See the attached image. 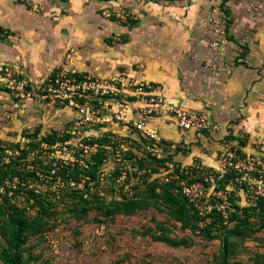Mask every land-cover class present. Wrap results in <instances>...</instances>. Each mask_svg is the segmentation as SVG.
<instances>
[{
    "label": "crops",
    "instance_id": "crops-1",
    "mask_svg": "<svg viewBox=\"0 0 264 264\" xmlns=\"http://www.w3.org/2000/svg\"><path fill=\"white\" fill-rule=\"evenodd\" d=\"M254 1H224L220 52L204 45L213 39L211 0H0V66L25 76L61 68L159 85L163 102L148 120L158 141L143 139L130 123L101 126L95 136H127L130 148L147 141L142 145L170 155L185 172H197L199 163L212 170L225 150L246 151L264 137V12L249 8ZM107 6L136 18H107ZM123 104L132 116L140 105L133 97ZM172 106L204 110L215 127H174Z\"/></svg>",
    "mask_w": 264,
    "mask_h": 264
},
{
    "label": "rangeland",
    "instance_id": "rangeland-1",
    "mask_svg": "<svg viewBox=\"0 0 264 264\" xmlns=\"http://www.w3.org/2000/svg\"><path fill=\"white\" fill-rule=\"evenodd\" d=\"M106 8L111 10L108 6ZM249 8H257L261 15L264 0H257L256 4L254 1ZM49 75L24 76L30 88V97L27 98L16 97L14 92L0 86V162L16 159L14 168L19 173L6 178H18L15 191L7 194V198L15 207L29 208L27 213L30 217L37 216V211L42 208L40 227L26 238L23 245L26 264H220L221 231L213 230L210 236L202 232L203 219H210L206 213L213 205L227 215L231 201L241 206L251 203L257 194L255 190L259 191L256 184L250 182L248 191L232 185L214 189L204 180V171L210 168L194 167L197 176L192 179L197 183V207L204 217L197 220L194 231L171 217L163 204L160 210L150 207L132 215H109L102 201L108 203L138 196L148 181L167 185L175 179L177 166L171 160L166 164H153L152 159H147L150 155L144 156L143 148L124 146V140L121 144H108L101 139L106 158L98 168L96 181L83 185L84 189L77 188L79 193L70 183L49 181L41 164L51 159L52 149L42 139L50 134L64 136L75 119L72 109L43 98L39 87ZM116 137L123 139L122 135ZM136 141L139 143L140 140ZM21 149L27 151V156L18 159ZM96 149L94 146L91 152ZM253 151L254 146L244 150ZM129 152L136 157L143 156L146 159L144 167H139L138 158H130ZM152 153L156 157H167V154L160 155L156 150ZM144 168L149 171H144ZM218 168L219 162L214 169ZM123 170L130 172L131 179L114 180L113 175ZM2 184L6 187L5 181ZM180 184L176 182L175 187ZM170 188L173 189L172 184ZM82 207L84 212H79ZM263 219L256 212L248 216L255 227ZM2 224L0 211V227ZM3 237L0 232V249L6 244ZM228 241L231 243L228 264H264V228L242 231L229 237Z\"/></svg>",
    "mask_w": 264,
    "mask_h": 264
},
{
    "label": "built area",
    "instance_id": "built-area-1",
    "mask_svg": "<svg viewBox=\"0 0 264 264\" xmlns=\"http://www.w3.org/2000/svg\"><path fill=\"white\" fill-rule=\"evenodd\" d=\"M225 0H211V34L213 39H206L204 45L220 52L224 51L226 44V26L222 20V5ZM103 15L111 19L134 20L136 16L124 10H103ZM24 74L19 73L13 66L8 64L0 67V86L14 92L16 97H30V88ZM26 77V76H25ZM43 98L52 104L72 109L75 112V119L70 126V138L66 141H56L48 145L51 148L49 154L53 167L47 175L49 181L55 178L54 182H61V176H56V168L64 166L67 168L76 166L88 168L87 159L91 154V149L96 144H90L89 140L95 136L96 130L101 126L111 123H119L127 126L129 123L138 132L140 137L148 141H158L157 133L148 127V120L155 116L161 106L163 99L160 97V87L156 84L124 81L121 78H101L89 73L79 71H69L57 69L50 73L41 87H39ZM133 97L140 105L137 107L135 116L128 115L127 107L123 101ZM119 101V107L113 109V104ZM171 120L169 124L182 130L209 131L215 126L210 122L204 110H185L179 106L169 108ZM103 134V133H102ZM101 134V135H102ZM125 143H128L125 142ZM123 143L122 145H125ZM129 144V143H128ZM58 146V147H57ZM255 151L240 152L237 149H227L218 158L219 168L213 171H206L204 180L214 189L217 178L220 175L233 171V181L241 185L245 183L247 191L250 182L256 184L259 191L256 195L264 194V137L253 141ZM60 147V148H59ZM43 161V163H46ZM60 162V163H59ZM59 163V164H58ZM196 168L204 169L203 165L195 164ZM253 173L255 174L254 176ZM54 175V176H53ZM218 175V176H217ZM126 172L116 178L117 182L125 179ZM76 181L72 177H67V183L73 187L83 188L84 180ZM17 176L10 180H5L6 186L11 189L17 187ZM228 186L231 183L227 184ZM196 182L182 184L181 192L188 200L197 205L198 193L196 192ZM6 187L0 185V196L5 193ZM198 190V189H197ZM242 190V189H241ZM243 191V190H242ZM219 208V207H218ZM226 217L224 211L219 208ZM0 264H3L0 260Z\"/></svg>",
    "mask_w": 264,
    "mask_h": 264
},
{
    "label": "trees",
    "instance_id": "trees-1",
    "mask_svg": "<svg viewBox=\"0 0 264 264\" xmlns=\"http://www.w3.org/2000/svg\"><path fill=\"white\" fill-rule=\"evenodd\" d=\"M29 88V87H28ZM70 129V128H69ZM69 129L65 132V135L60 137H55V135H47L42 140L47 143V145L53 144L56 141H66L70 138ZM56 134V133H55ZM107 137V138H106ZM127 137V136H126ZM125 136L123 139L121 137L117 139L116 137L112 136L110 133H103L102 135L98 137H94V139H90V144H96L97 149L95 152H91L89 158L86 160L88 164V168H81V167H64L60 166L57 167L55 177L61 176L62 182H66L67 177H72L76 181H80L82 177H86L84 180V185L87 186L92 181H96L98 178V168L104 161L105 157V151L103 146V140H106V143L108 144H116L117 142L120 144L123 142H127L129 139H125ZM103 139V140H101ZM136 144L134 148L139 149L143 148V151L145 153L144 156L150 155L147 159H152L153 164H159V163H168L169 160H171L170 155H167V157H156L153 155L152 150L147 149V147L143 146L142 143H146L147 141H142V143L139 141H135ZM142 145V146H141ZM148 146L153 148L152 143H149ZM239 151V150H238ZM51 152V151H50ZM21 156L18 157V159L26 157L27 151L25 149L20 150ZM130 153V152H129ZM130 153V158H138L136 162L141 164L139 167H144L143 161L144 157H136V154ZM134 160V159H133ZM146 161V159H145ZM172 161V160H171ZM16 159L12 160L9 159V161L1 163L0 162V184H2L3 181L7 180L6 178L9 177L12 174H19L18 171H16V168H14L16 164ZM60 163V162H59ZM58 163V164H59ZM43 169H46L45 174H49L50 169L53 167L52 160H47L46 163H42ZM200 165V163H199ZM132 166L136 167V163L132 162ZM206 168V167H204ZM149 171V169H145L144 171ZM123 171H118L117 174L113 175V179L120 177ZM206 171H211V169H206ZM126 172L125 179L126 181L130 178L131 175L130 172ZM196 172H185L184 170H181L180 166H177L176 169V177L171 181L173 189L171 190L170 186L171 184H161L158 185L154 183V181H148L145 188L139 193L138 196L131 197L129 199H122V200H111L108 203H105L104 201L101 202L103 204L102 206L105 208L107 213L109 215H115V214H123V215H132L137 211L148 209L150 207L156 208L158 210L161 209L162 204L165 206V208L168 210V213L171 217H173L176 221H179L183 223L184 226L189 227L192 231H194L197 228L196 222L199 219H202V213L198 209L197 205H194L191 203L188 198L181 192L182 185L180 184L178 187L175 183L181 182L182 184L186 183H192L196 182L195 179H192ZM31 174L34 175V171H31ZM130 175V176H129ZM54 176V175H53ZM218 176V175H217ZM234 172H226L222 175H220L219 179L217 178V184L215 185V188L219 187H225L227 184L231 183L233 187L236 189H242L244 191L247 190V187L245 183H242L241 185L237 184L233 181ZM12 178V177H11ZM9 179V178H8ZM55 178H51V181H55ZM4 184V183H3ZM219 186V187H218ZM85 188V187H84ZM83 188V189H84ZM74 191L79 193V189H77L76 186L73 187ZM12 191H15L11 189L10 187L6 186L5 193L0 196V211L2 212V218H3V224L0 227V232L4 236L3 238L6 241V244L0 249V260L3 264H26V260L23 256L24 251V242L28 236L31 234H35L40 227L41 223V211L42 208L39 209L38 215L35 217H30L27 213V209L25 208H18L15 207V205H11L7 194L11 193ZM176 191V192H175ZM175 192V193H173ZM38 196H36L37 198ZM3 198V199H2ZM40 199V198H39ZM12 207V209H10ZM228 212L226 211L227 215L226 217L223 215V212L216 206H212L209 211H207V218H210L208 221L206 218L203 219V227H201L202 232H205L210 236V233L213 232V230L221 231V234L219 237H222L221 243V263L220 264H228L227 263V256L228 251L231 246V243H229L228 239L229 237L235 236L240 234L242 231H255L260 230L264 228V219L260 222L259 225L255 227V225L248 220L249 214L251 212H256L258 215H261L264 217V194L263 195H255V200L251 203H248L247 205L241 206L238 203L230 202V205L228 207ZM84 207H82L79 212H84ZM206 220V221H205ZM232 224V225H230ZM216 236V234H214ZM212 237V236H211Z\"/></svg>",
    "mask_w": 264,
    "mask_h": 264
}]
</instances>
